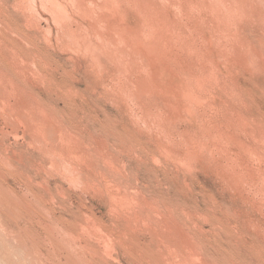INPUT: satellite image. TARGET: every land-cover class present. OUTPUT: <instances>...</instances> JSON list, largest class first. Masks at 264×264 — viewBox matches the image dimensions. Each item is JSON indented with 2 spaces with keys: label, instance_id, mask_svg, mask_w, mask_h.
I'll return each instance as SVG.
<instances>
[{
  "label": "rangeland",
  "instance_id": "rangeland-1",
  "mask_svg": "<svg viewBox=\"0 0 264 264\" xmlns=\"http://www.w3.org/2000/svg\"><path fill=\"white\" fill-rule=\"evenodd\" d=\"M0 264H264V0H0Z\"/></svg>",
  "mask_w": 264,
  "mask_h": 264
},
{
  "label": "bare ground",
  "instance_id": "bare-ground-1",
  "mask_svg": "<svg viewBox=\"0 0 264 264\" xmlns=\"http://www.w3.org/2000/svg\"><path fill=\"white\" fill-rule=\"evenodd\" d=\"M77 2V1H76ZM86 4V3H85ZM148 7V6H147ZM234 8V7H233ZM236 8V7H235ZM59 10V9H58ZM81 10V9H80ZM94 15V14H93ZM61 27V26H60ZM236 28V27H235ZM130 33V32H129ZM235 37V36H234ZM104 45V44H103ZM187 45V44H186ZM99 49V48H98ZM227 49V48H226ZM201 50V49H200ZM256 57V56H255ZM105 69V68H103ZM23 88V87H22ZM119 90V89H118ZM41 102V101H40ZM43 113V112H42ZM35 115V114H34ZM30 117V116H29ZM50 127V126H49ZM49 136V135H48ZM96 138V137H95ZM40 145V144H39ZM60 145V144H59ZM61 168V167H60ZM77 181V180H76ZM90 181V180H89ZM16 195V194H15ZM19 197V196H18ZM158 206V204H157ZM158 212V211H157ZM168 219V218H167ZM173 219V218H172ZM176 220V219H175ZM51 224V223H50ZM174 227V226H173ZM106 234V233H105ZM179 234V233H178ZM62 236V235H61ZM81 237V236H80ZM50 238V237H49ZM62 244V243H61ZM88 246V245H87ZM104 246V245H103ZM77 247V246H76ZM80 247V246H79ZM77 251V250H76ZM80 252V251H79ZM85 253V251H84ZM73 254V253H72ZM186 258V257H185ZM73 259V258H72ZM80 260V259H79Z\"/></svg>",
  "mask_w": 264,
  "mask_h": 264
}]
</instances>
